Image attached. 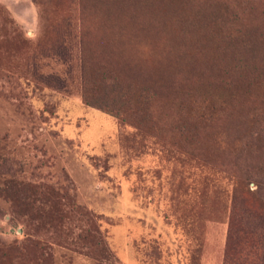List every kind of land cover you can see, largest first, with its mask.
I'll list each match as a JSON object with an SVG mask.
<instances>
[{
  "label": "rangeland",
  "instance_id": "rangeland-1",
  "mask_svg": "<svg viewBox=\"0 0 264 264\" xmlns=\"http://www.w3.org/2000/svg\"><path fill=\"white\" fill-rule=\"evenodd\" d=\"M226 4L245 11L229 47ZM246 4L0 0V264H264V0Z\"/></svg>",
  "mask_w": 264,
  "mask_h": 264
},
{
  "label": "trees",
  "instance_id": "trees-1",
  "mask_svg": "<svg viewBox=\"0 0 264 264\" xmlns=\"http://www.w3.org/2000/svg\"><path fill=\"white\" fill-rule=\"evenodd\" d=\"M236 2H239V4L241 2H246L247 4L246 5H250L252 6V3L254 0H235ZM230 5L229 4H226L223 9L221 10L220 14H221V19L218 23L215 24V29L213 30V34L215 35L216 37V40L217 42L219 43V45L221 46H226L229 47V46H233V43L235 42V40H238L236 37V33H239L242 31V28H240L239 26L237 27H234V22L236 21H239L240 19H243L244 18V10H240V11H237V9H233L231 7H229ZM243 15V16H242ZM112 68L110 67V65L108 66V69L110 72L113 73V71L111 70ZM106 70V71H107ZM102 77H107L109 80H110V84L111 85H114L118 80H117V77H113V76H110V75H105ZM237 79V78H236ZM239 82L238 80H227L226 81V85L227 86H230V85H237ZM148 89L149 87L146 89V97L144 99V103H142V105L144 106V111H147L148 108H147V105H148V100H149V96H148ZM102 108L113 115V111L114 109L111 107V106H102Z\"/></svg>",
  "mask_w": 264,
  "mask_h": 264
}]
</instances>
